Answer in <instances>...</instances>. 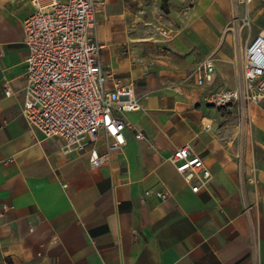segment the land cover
I'll use <instances>...</instances> for the list:
<instances>
[{
	"label": "crops",
	"instance_id": "1",
	"mask_svg": "<svg viewBox=\"0 0 264 264\" xmlns=\"http://www.w3.org/2000/svg\"><path fill=\"white\" fill-rule=\"evenodd\" d=\"M226 1L242 4L217 0ZM143 2L106 0L97 17L102 65L132 86L141 110L124 114L129 126L121 150L107 152L102 139L98 152L108 161L93 168L86 152L63 154L59 140L43 139L22 116V24L33 8L30 0H0V263L264 264V166L257 160L264 141L253 132L264 133V123L256 106L218 111L202 101L241 84L242 55L220 56L227 47L216 44L214 30L221 32L225 19L214 22L208 8L180 37L164 39L170 57L183 62L155 60L153 44L149 65L150 50L135 45L131 30ZM258 3L264 1L245 5L247 13ZM208 57L215 71L203 93L170 86L177 81L172 71ZM184 145L211 173L197 192L199 180L186 182L169 161Z\"/></svg>",
	"mask_w": 264,
	"mask_h": 264
},
{
	"label": "built area",
	"instance_id": "2",
	"mask_svg": "<svg viewBox=\"0 0 264 264\" xmlns=\"http://www.w3.org/2000/svg\"><path fill=\"white\" fill-rule=\"evenodd\" d=\"M239 1L249 5L255 0ZM30 3L33 11L22 24L27 50L22 116L31 131L43 139L59 140L63 154L86 152L91 167L103 166L108 155L98 152L102 139L107 152L121 150L126 140L124 130L129 126L124 114L141 110L132 86L116 79L101 62L97 17L105 9L106 0ZM242 60L241 85L208 93L202 100L206 107L220 111L240 106L246 110L264 104V32L247 44ZM214 71L212 58L199 62L192 72L195 86L211 84ZM3 88L6 96L13 94L5 80ZM136 138H141L140 132ZM169 161L186 182L199 180L193 192L211 177L201 157L188 145L176 149ZM249 165V179L255 183V164ZM156 195L165 197L162 193Z\"/></svg>",
	"mask_w": 264,
	"mask_h": 264
},
{
	"label": "rangeland",
	"instance_id": "3",
	"mask_svg": "<svg viewBox=\"0 0 264 264\" xmlns=\"http://www.w3.org/2000/svg\"><path fill=\"white\" fill-rule=\"evenodd\" d=\"M226 2L223 4L217 0H144L138 8L140 20L135 19L131 22V30L134 34L133 42L135 45H143L150 50L146 56L150 60L151 64L149 65H153V44L157 50L155 60L169 62L172 59L174 62H183L182 56L180 58L177 55H174L173 58L170 57L171 48L168 46L169 43L165 44L164 39L175 40L178 36L180 37L183 31L189 28L192 21L203 17L204 12L210 8L208 14L214 22L221 19L220 15L225 19L221 32L214 30L216 44L227 47V53L220 54V56L225 58L226 55L233 58L235 53L238 56L242 55L248 40L251 41L257 32L264 30V3H258L247 13L245 4ZM214 5L217 6V10L213 8ZM206 23L210 24L207 20ZM195 67L183 73L172 71V76L177 81L170 86L180 91H193L192 93H198V96L203 93L200 92L203 88L195 87L192 82V72ZM237 85H228V87H237ZM236 109L240 111L242 108L237 106ZM253 111L257 114V120L264 123V104L256 106ZM240 119L238 123L242 121ZM247 123L252 124L249 117ZM253 125L254 123L252 127ZM259 130L253 132L255 135L257 134L256 137L264 141V133ZM257 160L259 166H264L263 149H257ZM0 264L11 263L8 260H3Z\"/></svg>",
	"mask_w": 264,
	"mask_h": 264
}]
</instances>
